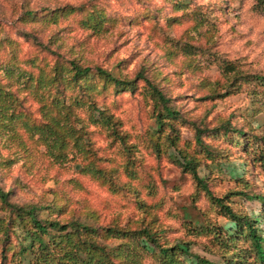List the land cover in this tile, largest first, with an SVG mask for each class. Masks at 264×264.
Returning a JSON list of instances; mask_svg holds the SVG:
<instances>
[{
    "label": "clouds",
    "instance_id": "1",
    "mask_svg": "<svg viewBox=\"0 0 264 264\" xmlns=\"http://www.w3.org/2000/svg\"><path fill=\"white\" fill-rule=\"evenodd\" d=\"M262 85L264 0H0V264H261Z\"/></svg>",
    "mask_w": 264,
    "mask_h": 264
},
{
    "label": "trees",
    "instance_id": "2",
    "mask_svg": "<svg viewBox=\"0 0 264 264\" xmlns=\"http://www.w3.org/2000/svg\"><path fill=\"white\" fill-rule=\"evenodd\" d=\"M6 94L4 91H0V101L2 99H4L6 97ZM5 95V96H4ZM157 96L160 97V100L163 102L164 105V112L161 113L160 117H158L159 119V123H160V129L162 128V126H164V120L167 117H173L175 116L177 113H175L172 108L168 107L169 102L164 98V96L162 94H160L159 92L156 93ZM165 113L167 114V117L165 116ZM210 155V154H209ZM204 187L206 188L207 186L204 185ZM33 223L35 224L36 228L40 231V232H47L48 229L45 228L42 224H40L39 221L36 220L35 216L33 215L31 217ZM54 227L59 228V225H54ZM64 228H61V231H64ZM248 231L251 233V238L256 242L257 244V248L261 257V264H264V236H259L256 234L255 230L252 228L251 225L248 226ZM76 234L74 233L73 236H75ZM73 236H61L60 239L62 241L71 243ZM164 256L167 258L168 257V253L165 252ZM75 259V258H74ZM168 263L170 264H174V262L171 259H168Z\"/></svg>",
    "mask_w": 264,
    "mask_h": 264
},
{
    "label": "rangeland",
    "instance_id": "3",
    "mask_svg": "<svg viewBox=\"0 0 264 264\" xmlns=\"http://www.w3.org/2000/svg\"><path fill=\"white\" fill-rule=\"evenodd\" d=\"M9 75H11V73H9ZM262 86H264V85H262ZM0 91H4V90L2 88H0ZM14 103H15L14 97L11 94L7 93L6 97L0 101V106L6 105L7 108H13ZM177 115H178V113L175 116H177ZM11 118H17L18 119L19 117L16 115L15 111H13V117H10V119ZM164 127H165V125L162 126L161 130H159V134L161 136L163 135ZM44 131L51 133V130H48V129H45ZM52 134H54V133H52ZM171 142L172 141L170 140V143ZM257 151L259 153V155L257 157V162L264 163V148H258ZM184 214H185V218L187 220H190L193 223H199V220L197 218H195L193 216V214L187 208L184 210ZM225 246H227V245H225ZM168 264H170V263H168Z\"/></svg>",
    "mask_w": 264,
    "mask_h": 264
}]
</instances>
